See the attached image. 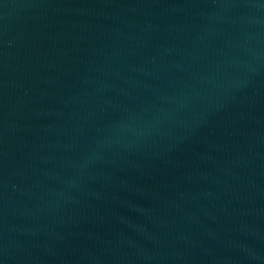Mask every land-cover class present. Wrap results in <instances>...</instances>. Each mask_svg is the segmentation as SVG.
I'll return each instance as SVG.
<instances>
[{
  "label": "water",
  "instance_id": "1",
  "mask_svg": "<svg viewBox=\"0 0 264 264\" xmlns=\"http://www.w3.org/2000/svg\"><path fill=\"white\" fill-rule=\"evenodd\" d=\"M0 264H264V0H0Z\"/></svg>",
  "mask_w": 264,
  "mask_h": 264
}]
</instances>
